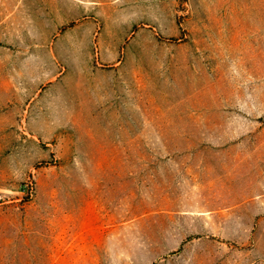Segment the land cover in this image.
I'll return each instance as SVG.
<instances>
[{"label":"rangeland","instance_id":"obj_1","mask_svg":"<svg viewBox=\"0 0 264 264\" xmlns=\"http://www.w3.org/2000/svg\"><path fill=\"white\" fill-rule=\"evenodd\" d=\"M0 264H264V0H0Z\"/></svg>","mask_w":264,"mask_h":264}]
</instances>
